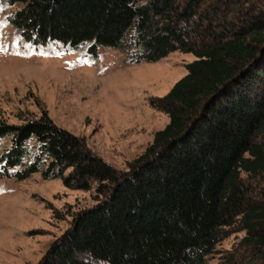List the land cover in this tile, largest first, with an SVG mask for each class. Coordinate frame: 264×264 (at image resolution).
Segmentation results:
<instances>
[{"label": "trees", "instance_id": "1", "mask_svg": "<svg viewBox=\"0 0 264 264\" xmlns=\"http://www.w3.org/2000/svg\"><path fill=\"white\" fill-rule=\"evenodd\" d=\"M1 3L17 8L8 18L36 47L90 43L133 63L176 50L197 57L150 99L170 121L127 170L47 115L0 125L12 141L6 174L19 166L20 179L41 171L101 195L37 264H207L236 226L246 233L227 264H264V0Z\"/></svg>", "mask_w": 264, "mask_h": 264}, {"label": "rangeland", "instance_id": "2", "mask_svg": "<svg viewBox=\"0 0 264 264\" xmlns=\"http://www.w3.org/2000/svg\"><path fill=\"white\" fill-rule=\"evenodd\" d=\"M16 9L0 0V125L47 115L84 138L117 170H127L170 121L150 99L166 95L188 73L186 66L196 55L176 50L158 61L133 63L112 47L94 53L90 43L72 50L61 43L36 47L10 22ZM11 145L10 137L0 139V264H37L74 217L101 195L95 185L70 188L41 171L20 179L15 173L23 169L19 166L6 174L1 158ZM245 233L232 228L207 264H227Z\"/></svg>", "mask_w": 264, "mask_h": 264}]
</instances>
